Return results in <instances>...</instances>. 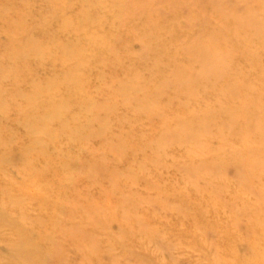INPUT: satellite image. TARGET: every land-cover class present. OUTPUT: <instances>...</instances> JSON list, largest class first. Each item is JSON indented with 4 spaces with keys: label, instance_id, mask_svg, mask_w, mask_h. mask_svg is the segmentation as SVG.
Instances as JSON below:
<instances>
[{
    "label": "rangeland",
    "instance_id": "rangeland-1",
    "mask_svg": "<svg viewBox=\"0 0 264 264\" xmlns=\"http://www.w3.org/2000/svg\"><path fill=\"white\" fill-rule=\"evenodd\" d=\"M111 3L0 0V264L263 262L264 0H144L137 16L176 36L171 65L166 35L102 55L130 38ZM218 28L259 64L183 56ZM24 42L38 60L17 59ZM139 77L154 94L125 100Z\"/></svg>",
    "mask_w": 264,
    "mask_h": 264
},
{
    "label": "bare ground",
    "instance_id": "bare-ground-1",
    "mask_svg": "<svg viewBox=\"0 0 264 264\" xmlns=\"http://www.w3.org/2000/svg\"><path fill=\"white\" fill-rule=\"evenodd\" d=\"M144 6V0H112L111 3V7L112 9L115 11V14H113L112 16V23L114 22H120L122 24L118 25V29L120 28L121 25H124L122 27V29H124V31L129 34L130 38H128L125 42L123 41L122 36H120V32L119 33H112L109 41L106 40L107 44L103 47H101L100 51H102V55L105 54V52H107L108 50H117V48H121L124 45H129V44H135L136 45V41L138 39L141 40L142 45L143 46H147V45H151L150 40L152 38H157V36H161V35H166L169 36L170 38H168L167 43H165V47H159L160 49L158 50L160 52V54H162L163 58L168 59V64L171 65L173 62L176 61V59L182 57V55H179L177 52L172 51V46H173V42L176 36H172L173 34V30H170L168 27L164 26L162 23L160 22H155L152 15H146L147 12H145V10L140 13L139 16H137V11L140 10L142 7ZM110 10V9H109ZM97 20H93V23H91L92 25H98L100 22H102V20L100 19V15L97 14ZM118 19V21H117ZM147 25L149 26L148 29L146 30L145 28L142 29V25ZM264 28V26H262ZM259 31L264 32V29H260ZM129 32V33H128ZM228 28H218V29H214L212 30L213 33V38L216 39V42H214L212 39L208 42V43H202L200 41L194 42L196 43V47L192 46V49L190 51H188L186 55L183 56H188V57H195L198 60H203L207 57V53L208 50L213 48V47H221V48H225V51H227L228 53H230L233 57H235L236 59H243V60H247L250 62V65L252 66H257L259 63L256 61L257 57H258V49H253L252 46L247 43V44H243V42H245L242 38L240 37H235L234 36H230L228 35ZM144 41H143V39ZM147 39L149 42H147ZM102 40L101 37L99 38H92V39H88L85 42V45H83V42L81 43V45H78L77 47L73 48L74 50H79V51H83L84 48H89V47H93L96 44L100 43ZM15 42V41H14ZM147 42V43H146ZM16 43V42H15ZM21 44V43H20ZM23 44L26 45V47H24V54L21 53V56L18 54L16 57H18L17 59L20 60L21 62H24L22 60H38L37 58H40L41 56L39 55H33L31 53V50H35L34 46L32 43H28V42H24ZM35 45V44H34ZM151 47V46H150ZM61 49H63V46L60 47ZM99 49H97V53L100 54ZM190 52V53H189ZM51 53H56L54 50L51 51L49 50V54ZM73 54H77V52L73 51ZM25 57V58H24ZM53 59L56 61H58V59L56 58V56L54 54L50 55V59ZM60 58V57H58ZM117 59V57H116ZM59 62V61H58ZM176 65H173V68L176 69ZM181 69V68H180ZM179 71V68L177 69V72ZM264 72V71H263ZM261 72L260 75L263 73ZM207 73H212V74H216L215 71H209ZM193 77V76H192ZM3 78V77H1ZM0 80H3L1 79ZM261 79L264 80V75L261 76ZM70 83H72L73 85H77L79 82H83L84 78L82 77L80 80H76L73 77L69 78ZM139 82H128L127 83V88L124 89L122 88L121 90H119V95H123V93L127 90L130 94L129 97H127L125 100H129L131 96H135V97H142V98H147L150 96H152L154 94V90L152 87L149 86V84L151 83V81H145L144 78H140L139 77ZM63 87L62 84H60L58 86V88ZM76 88V87H73ZM72 86L70 89V84H68V81L66 82V86L64 88V90L66 92L69 91L72 92L73 90ZM124 89V90H123ZM50 94V93H49ZM54 95V94H51ZM259 97V95H258ZM50 98H55V96H50ZM251 99V98H250ZM53 100V99H52ZM142 100V99H140ZM252 100V99H251ZM240 109H243V107L241 106ZM225 112L227 114L230 113H234L237 112V110L235 108H226ZM256 116H263L264 117V108L263 110H257L255 112V117ZM54 120L56 118V116H50L48 119ZM195 118V117H194ZM195 120H197L195 118ZM42 127H44L45 129L47 128V124L45 123L44 125H42ZM67 182L65 181L66 184ZM55 211L62 213V214H66L68 212V210L66 208H60L58 206H55ZM70 213L72 214L71 210H69ZM259 264H264V261L259 263Z\"/></svg>",
    "mask_w": 264,
    "mask_h": 264
}]
</instances>
